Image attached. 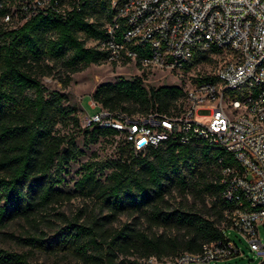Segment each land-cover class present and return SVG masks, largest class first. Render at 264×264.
Masks as SVG:
<instances>
[{
	"label": "trees",
	"instance_id": "16d2710c",
	"mask_svg": "<svg viewBox=\"0 0 264 264\" xmlns=\"http://www.w3.org/2000/svg\"><path fill=\"white\" fill-rule=\"evenodd\" d=\"M110 14L108 0H85L64 19L37 15L0 31V225L16 217L28 225L24 234H14L28 248L0 246V264H30L33 249L70 253L80 264H141L147 256L160 262L224 235L233 204L220 195L215 158L223 150L198 137L186 142L170 137L134 152L117 136L122 143L113 156L83 161L72 187L59 186L65 164L83 149L74 133L58 130L57 123L77 126L86 140L115 137V131L81 127L65 93L46 89L40 76L56 65L73 71L106 59L107 50L94 40L105 36ZM218 50L194 47L182 70ZM213 78L211 71L190 77L191 82ZM142 79L133 74L100 81L91 98L126 112L176 109L180 84L145 85ZM228 161V155L221 160ZM74 195L87 200L65 212L61 204ZM120 214L125 218L119 220Z\"/></svg>",
	"mask_w": 264,
	"mask_h": 264
},
{
	"label": "built area",
	"instance_id": "2783aa9c",
	"mask_svg": "<svg viewBox=\"0 0 264 264\" xmlns=\"http://www.w3.org/2000/svg\"><path fill=\"white\" fill-rule=\"evenodd\" d=\"M85 0H0V31L44 15L64 19ZM105 36L94 40L109 60H133L141 68L182 70L194 47L213 45L222 57L213 79L182 86L172 111L126 112L98 105L82 110L81 127L113 128L134 152L172 137L201 138L223 150L216 155L220 195L232 201L224 235L141 264H214L240 252L229 235L244 237L255 264H264V0H108ZM228 155L230 161L221 162ZM239 238V236H238ZM262 258L260 263L258 260Z\"/></svg>",
	"mask_w": 264,
	"mask_h": 264
},
{
	"label": "rangeland",
	"instance_id": "374dc122",
	"mask_svg": "<svg viewBox=\"0 0 264 264\" xmlns=\"http://www.w3.org/2000/svg\"><path fill=\"white\" fill-rule=\"evenodd\" d=\"M91 43L86 39L85 44ZM219 53H211L210 59L195 63L187 70H164L154 67H144L141 69L133 60H109L108 58L100 62H89L85 66L70 71L62 66L56 65L49 73L40 76L42 84L46 89H59L66 95L64 102L75 106L78 114L82 110H92L90 105L91 91L94 86L104 80H112L118 75L132 76L141 74L145 85H156L160 83H175L185 86L191 82V74L195 71H211L216 63L220 61ZM56 127L62 132H72L75 135V142L78 147L83 149V153L70 159L65 164L63 179L59 186L70 189L74 178L78 175L80 164L89 158H106L113 156L115 146L122 143L120 138L98 135L95 140H86L83 133L75 125L57 123ZM174 199L180 198L174 194ZM189 200V194L185 195ZM85 200L81 195H74L61 204L65 212L74 210ZM119 220L125 218L124 214L118 216ZM28 229L27 223L22 218H11L5 220L0 225V246L14 249H27V245L22 244L14 234H24ZM258 236L264 240V230L262 226L257 227ZM12 233V235L10 234ZM229 235L240 246V252L227 259L216 261L214 264H255L256 258L248 248L244 237L237 234L234 230H229ZM239 236V238H238ZM30 264H80V261L70 253L59 252L52 254L43 250L33 249L28 257Z\"/></svg>",
	"mask_w": 264,
	"mask_h": 264
},
{
	"label": "water",
	"instance_id": "95a60500",
	"mask_svg": "<svg viewBox=\"0 0 264 264\" xmlns=\"http://www.w3.org/2000/svg\"><path fill=\"white\" fill-rule=\"evenodd\" d=\"M261 260H262V258H260V259L258 260V262H257V263H260V262H261Z\"/></svg>",
	"mask_w": 264,
	"mask_h": 264
}]
</instances>
